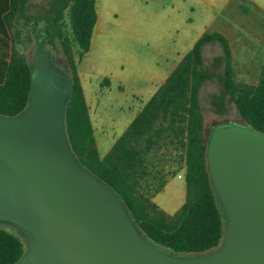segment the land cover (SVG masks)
Here are the masks:
<instances>
[{
    "label": "water",
    "instance_id": "water-1",
    "mask_svg": "<svg viewBox=\"0 0 264 264\" xmlns=\"http://www.w3.org/2000/svg\"><path fill=\"white\" fill-rule=\"evenodd\" d=\"M31 32L28 104L17 116H0V223L31 237L16 264H264V133L227 126L205 141L209 181L226 218L219 246L189 257L162 251L71 151L72 80L55 67L35 26Z\"/></svg>",
    "mask_w": 264,
    "mask_h": 264
},
{
    "label": "trees",
    "instance_id": "trees-1",
    "mask_svg": "<svg viewBox=\"0 0 264 264\" xmlns=\"http://www.w3.org/2000/svg\"><path fill=\"white\" fill-rule=\"evenodd\" d=\"M26 3L27 0H13L7 10L0 6V17L3 15L7 24L5 29L0 27V116H17L28 104L31 67L19 55L16 45L20 22L35 26L47 45L55 47L57 41L65 55L73 84L65 110V132L79 164L118 195L135 227L154 247L176 256H191L218 247L226 218L206 167L207 144L199 91L213 74L204 68L202 48L218 43L222 49V56L214 59L223 62L222 93L213 97L217 107L227 97L239 118L261 133L264 66L255 85L236 82L228 40L217 32L204 33L101 157L78 75V64L90 49L97 22L96 2L48 0L43 15L29 16L24 13ZM40 19L46 23L42 30L37 28ZM167 148H172L183 166L186 190L185 202L173 215L164 213L153 202L167 175L162 177L157 172L160 176L154 187L156 178L150 157ZM25 251L24 240L18 234L0 228V264H16Z\"/></svg>",
    "mask_w": 264,
    "mask_h": 264
},
{
    "label": "rangeland",
    "instance_id": "rangeland-1",
    "mask_svg": "<svg viewBox=\"0 0 264 264\" xmlns=\"http://www.w3.org/2000/svg\"><path fill=\"white\" fill-rule=\"evenodd\" d=\"M150 1L147 6L149 10L145 12V8L142 9L145 2L141 3L138 0H95L98 21L90 50L78 64V69L85 72L87 82L85 84H90L89 90L96 94L94 96L96 102L99 104L111 102L122 105L125 109L122 116L114 121L107 114L102 116L104 137L98 149L102 157L153 95L155 88L160 86V80L165 79L180 57L190 50L199 33L218 32L228 40L236 82L255 85L264 66V42L255 31H250L251 35H245L246 30L238 25L234 30L235 35H232L228 30L218 27V22L204 30L205 23L200 18L187 22L181 17L173 22L167 17L165 0ZM47 8L48 0H31L28 15H43ZM140 9V14L135 11ZM248 11V15L254 18L255 25L263 28L264 12L254 9ZM45 24V21L40 19L37 28L42 30ZM20 25L16 49L33 67L36 57L32 32L29 30L31 25L22 22ZM55 45V47L47 45L45 50L51 52L55 67L70 77L64 52L57 41ZM221 56L222 49L218 43H211L202 48L204 68L213 74L212 78L202 84L199 91L206 142L217 128L246 126L227 97L221 99L219 108L213 100L214 96L222 93L223 62L214 61L216 57ZM105 79L110 83L109 88L103 86ZM171 149H163L162 153L150 157L152 174L156 178V181L153 180L154 187L157 186V178L160 175L162 177L167 175L164 178V187L154 196L153 202L168 215L175 214L186 197L183 174L182 179L177 178V175L182 173L183 166ZM157 172H160V175H157ZM0 228L18 233L28 248L30 236L8 223H0Z\"/></svg>",
    "mask_w": 264,
    "mask_h": 264
},
{
    "label": "crops",
    "instance_id": "crops-1",
    "mask_svg": "<svg viewBox=\"0 0 264 264\" xmlns=\"http://www.w3.org/2000/svg\"><path fill=\"white\" fill-rule=\"evenodd\" d=\"M149 1L150 0H138V2H141V3L145 2V3H143L145 7H142V9L145 8V12H148V10H149V8L147 7ZM12 2H13V0H0V6L4 7L5 8L4 10H7L6 9L7 5L12 6ZM150 2H152V1H150ZM165 2H166V6H167L165 11L168 13L167 17H169L168 19H171L173 22H175L177 19H179L181 17L184 18V20H187V22H191L192 20H194L196 18H200L201 21H203L205 23V25H203L204 30L208 29V26H211L214 23L218 22L219 23V25H217L218 27L228 30V32L232 35H235L234 30L237 29L238 25H240L239 27H241V29H243L244 31L246 30L245 35H251L250 31L253 30L261 37V39L264 42V27L260 28V27L256 26L255 22H254V18H252L250 15H248V13H249L248 9H250V10L254 9V10H259L261 12H264V0H165ZM30 6H31V0H27L26 6H25V11H24L25 16H29L28 12H29ZM135 11L140 14L141 9L135 10ZM98 16H99V14L97 12V21H98ZM96 24H97V22H96ZM0 27L3 29L7 28V24L4 20L3 15L0 17ZM95 28H96V26H95ZM94 31H95V29H94ZM205 33H208V32H205ZM211 33H213V32H211ZM203 34H204V31L199 33V35H197L195 37V41L192 43V47L195 44V42ZM219 34H221V33H219ZM239 37H240V35H239ZM91 43H92V41H91ZM230 51H231V49H230ZM183 56L184 55H182L180 57L179 62L181 61ZM231 56H232V52H231ZM178 63L176 64V66L178 65ZM175 67L170 71L169 75L175 69ZM78 75H79L80 82L82 85L85 102H86V105L88 108V114H89V118L91 121L93 134H94V137L96 140L97 148L99 149V147L102 144L103 137H104V135H103L104 134V126L102 125V121H103L102 116H105L107 114L109 116V118L112 121H114V120L118 119L120 116H122L121 114H123L125 109H124V106L119 105V104H112L111 102H109L107 104H99L98 102H96L95 98H94V96L96 94L94 92H92L91 90H89L90 84H85V82H86L85 81V72L84 71L82 72V71H80V69H78ZM167 77H165V79ZM165 79L160 80V83H159L160 86L164 83ZM104 85L107 88L110 87V83L107 79H105L103 81V86ZM160 86L155 88L154 93L157 91V89ZM126 127H125V129H126ZM97 135H99V137H97ZM181 171H182V173L177 175L178 179H182L183 168L181 169Z\"/></svg>",
    "mask_w": 264,
    "mask_h": 264
}]
</instances>
